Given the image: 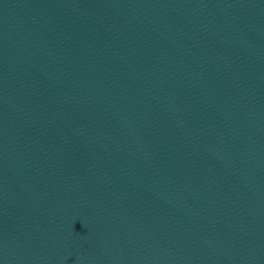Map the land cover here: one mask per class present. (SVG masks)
Returning <instances> with one entry per match:
<instances>
[{
    "label": "water",
    "instance_id": "95a60500",
    "mask_svg": "<svg viewBox=\"0 0 264 264\" xmlns=\"http://www.w3.org/2000/svg\"><path fill=\"white\" fill-rule=\"evenodd\" d=\"M0 264H264V0H0Z\"/></svg>",
    "mask_w": 264,
    "mask_h": 264
}]
</instances>
